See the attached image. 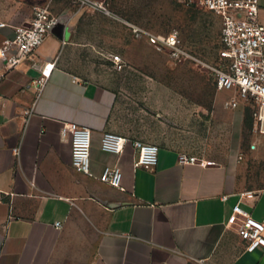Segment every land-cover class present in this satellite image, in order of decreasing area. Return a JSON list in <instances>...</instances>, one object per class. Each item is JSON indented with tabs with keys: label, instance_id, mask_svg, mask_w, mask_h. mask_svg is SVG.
Returning <instances> with one entry per match:
<instances>
[{
	"label": "crops",
	"instance_id": "obj_1",
	"mask_svg": "<svg viewBox=\"0 0 264 264\" xmlns=\"http://www.w3.org/2000/svg\"><path fill=\"white\" fill-rule=\"evenodd\" d=\"M96 3L106 0L85 6L0 0V22L6 23L0 47L38 5H49L60 20L17 67L8 69L7 55L0 56V264H264V247L249 250L240 234L244 218L230 223L237 205L264 223V176L259 179L251 166L256 154H264V133L245 148L246 114L253 109L230 106L234 91L218 90L210 101L206 85L178 90L156 82V71H142L154 82L138 84L131 108L127 90L82 77L80 61L94 56L98 40L86 28L104 10ZM50 69L39 88L36 82ZM178 91L190 98L195 93V112L183 111ZM28 109L32 115L21 129ZM210 109L216 122L228 124L223 158L182 164V154L199 155L173 142L170 125L185 115L208 119ZM70 122L92 130L93 175L73 166L70 137L62 134ZM106 132L131 139L123 153L102 149ZM134 140L159 145L156 166H135ZM107 166L121 167V187L100 179Z\"/></svg>",
	"mask_w": 264,
	"mask_h": 264
},
{
	"label": "rangeland",
	"instance_id": "obj_2",
	"mask_svg": "<svg viewBox=\"0 0 264 264\" xmlns=\"http://www.w3.org/2000/svg\"><path fill=\"white\" fill-rule=\"evenodd\" d=\"M107 2L111 4L108 6ZM105 5L109 11H97L91 18V28H86L98 39L92 53L94 56L80 61L82 66L76 72L84 78L127 90L131 108L137 105L138 84L154 82L150 77L143 76L142 71H156V82L177 85L178 90L192 84L206 85L208 99H214L218 88L210 67L219 62L221 17L197 5L187 6L181 0H106ZM130 24L162 38L177 31L182 49L189 56L175 57L169 47L160 51L147 40L137 39ZM112 55H120L123 62L116 64ZM192 94L194 98L188 97L191 95L189 92L177 93L184 112L186 107L188 111L191 108L196 111L197 98L195 93ZM213 115V109H210L208 119L200 120L194 115L178 117V122L170 125L173 142L184 151H195L200 158H223L220 153L227 150L229 143L228 124L216 122ZM224 116L226 119L228 114ZM179 119L194 121L185 123ZM244 133L247 150L257 145L255 137L263 136L261 123L252 111L246 114ZM251 166L261 179L264 176V154H256Z\"/></svg>",
	"mask_w": 264,
	"mask_h": 264
},
{
	"label": "built area",
	"instance_id": "obj_3",
	"mask_svg": "<svg viewBox=\"0 0 264 264\" xmlns=\"http://www.w3.org/2000/svg\"><path fill=\"white\" fill-rule=\"evenodd\" d=\"M81 6L89 5L92 0H76ZM187 6H199L217 14L222 19L221 48L219 62L211 65L217 88L220 91H234L235 95L230 106L238 107L241 103L249 105L264 133V23L260 19V0H181ZM102 9L107 7L96 3ZM49 5H38L34 8L32 19L15 30V36L6 40L0 47V56L7 55V67L12 69L32 56L46 41L47 37L59 25ZM6 23L0 22V28ZM138 39H145L156 49L164 51L169 47L172 55L180 57L188 55L182 49L179 33L172 32L164 38L144 29L131 25ZM189 56V55H188ZM116 64L123 62L120 55H112ZM53 68V65H52ZM50 71L44 72L36 83L42 88ZM32 115V110L25 111L20 122L24 129ZM62 134L70 137L72 144L73 166L80 172L93 175L91 171L92 130L89 127L74 122L65 123ZM131 139L113 132H106L102 139V149L106 152L120 155ZM133 145L138 151L136 167H154L158 164L160 147L155 143L134 140ZM255 147V146H254ZM182 164L200 163L209 164L210 161L197 156L182 154ZM100 179L116 187L122 186L123 171L119 166L105 167ZM239 223L241 236L249 242L248 249L264 247V223L253 219L240 205L235 208V214L230 223ZM56 226L60 227L61 223Z\"/></svg>",
	"mask_w": 264,
	"mask_h": 264
}]
</instances>
